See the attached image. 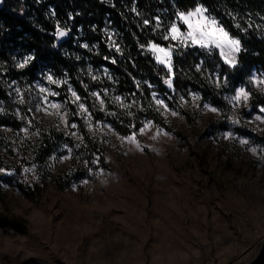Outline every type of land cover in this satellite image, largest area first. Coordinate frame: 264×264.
I'll list each match as a JSON object with an SVG mask.
<instances>
[{
  "label": "rangeland",
  "instance_id": "obj_1",
  "mask_svg": "<svg viewBox=\"0 0 264 264\" xmlns=\"http://www.w3.org/2000/svg\"><path fill=\"white\" fill-rule=\"evenodd\" d=\"M259 20L263 25L264 14ZM78 30L72 46L77 40L86 43ZM68 52L63 45L61 53ZM27 53L16 49L10 56L20 58ZM89 65L87 62L82 71L92 80L87 74ZM103 68L97 69L98 78L107 77ZM13 69L19 71L14 62ZM42 69L68 83L48 84L41 80ZM40 71L30 83L23 77L0 78L7 96L0 99L4 109L0 112V167L15 170L12 176L0 173V218L21 227L0 224V264H244L256 255L264 239V160L259 151L254 154L247 147L264 146V123L254 121L259 114L255 105L259 104L252 102L253 107L240 110L241 123L233 125L226 120L237 114L225 99L232 94L229 90L222 95L229 110L218 115L194 106L189 93L198 92L193 89L187 95L175 89L168 93L148 81L153 86L150 95L158 93L179 115H161L151 96L164 125L154 123L139 134L138 127L131 125L137 120L140 126L147 118L127 114L132 113L137 100L131 108L122 109L114 98L123 96V103L130 105L135 100L132 96L98 87L89 92H101L105 110L91 97L102 117L74 115L80 111L79 102L88 106L66 70L57 75L44 66ZM13 80L17 84L9 87ZM38 80L59 94L49 97V102L60 104V109L34 99L40 95ZM69 85L80 97L79 102H73ZM15 87L31 103L21 104ZM104 89L108 91L106 97ZM254 89L264 96V91ZM181 95L188 103L180 101ZM35 103H41V110H36ZM112 106L126 113L128 122L119 124L129 129L128 133H120L112 123L114 116L105 114L117 113ZM65 114L67 126L60 118ZM80 120L87 137L81 134ZM89 120L110 124L113 131L100 125L93 131ZM10 122H18V126ZM157 126L169 135L160 133L152 139ZM25 128L27 132L22 131ZM49 128L61 136L52 137ZM133 130L141 148L120 139ZM228 130L251 144L246 147L239 140L222 139L221 133ZM73 132L77 135H71ZM66 144L73 148V154L60 160V156L68 155ZM97 158L99 162L92 164ZM85 161L93 174L88 173ZM33 164L37 166V180L32 179L31 172H23ZM85 180L88 182L83 183Z\"/></svg>",
  "mask_w": 264,
  "mask_h": 264
},
{
  "label": "trees",
  "instance_id": "obj_2",
  "mask_svg": "<svg viewBox=\"0 0 264 264\" xmlns=\"http://www.w3.org/2000/svg\"><path fill=\"white\" fill-rule=\"evenodd\" d=\"M203 3L226 30L242 37L244 47L247 49V52L241 53L240 56L243 69L233 76L230 87L233 89L239 84H245L254 68L264 72V23L261 25L262 23L259 22L264 14V0H203ZM177 7L181 10L195 7V0H3L0 5V26H2L0 27V64H4L7 71L0 69V78L23 77L30 83L41 67L48 66L57 75H61L64 69L96 119H100L102 114L96 111L94 99L89 91L101 87L121 95L132 96L135 101L137 100V105L132 109L134 116L145 117L164 125L159 114L155 112L150 89L143 82L149 81L157 85L160 90L171 93L163 83L166 72L163 66L155 62L151 54L141 52L137 41L146 43L148 39L155 37L158 43L168 46L169 41L162 40L152 32V27L155 26V20L152 18L159 15L167 23L175 18ZM133 8H136V12L132 11ZM53 9L56 13L54 18L51 16ZM137 12L140 15H137ZM69 13L72 14V19H69ZM233 16L236 19H233ZM143 19H150L152 22L149 27L142 30ZM56 20H59L62 26L71 28V33L58 48H52L53 37L50 33L54 31ZM249 22L252 27L247 33L235 27L236 23H240L242 28H247ZM107 24L118 34L116 39L122 45L123 56L108 48L104 32ZM78 29L83 33L81 40L96 45L92 51L80 48L79 44L72 46L74 34L79 32ZM63 45L68 47L69 52L66 55L61 53ZM16 49L21 52L34 50L37 59L33 65L25 70L14 71L10 52ZM77 55L83 59L77 61ZM105 56L109 59L105 60ZM113 57L117 59L116 64L110 62ZM87 62L94 69L106 67L114 79L99 77L95 81L90 80L82 71ZM173 63L175 90L187 95L189 89H193L203 99H208L211 104L218 107L223 114L229 110L222 96L228 89L218 93L215 86L207 79L209 70L217 63L222 64L217 51L209 54L197 46L180 47L173 56ZM197 64H202V72L197 71ZM137 81L141 82L139 89ZM85 84L88 85L87 90ZM248 87L254 94L252 102L264 104V96L252 85ZM0 99H7L2 80H0ZM112 108L115 109L114 106ZM70 109L73 111L74 106L70 105ZM115 110L117 116L111 119L114 127L120 133H128L129 129L119 124L121 121L128 122L126 113L117 108ZM135 122L138 126V121ZM10 123L18 126V122ZM79 125L81 134L87 137L81 120ZM49 130L52 137L61 136L54 128ZM46 143L49 147V141ZM43 150L44 153L47 152V148L43 147ZM0 224L21 229L18 223L3 218H0Z\"/></svg>",
  "mask_w": 264,
  "mask_h": 264
},
{
  "label": "snow or ice",
  "instance_id": "obj_3",
  "mask_svg": "<svg viewBox=\"0 0 264 264\" xmlns=\"http://www.w3.org/2000/svg\"><path fill=\"white\" fill-rule=\"evenodd\" d=\"M0 3H3V0H0ZM132 11L136 12V8H133ZM55 15L56 13L53 9L51 11V16L54 18ZM137 15H140V13L137 12ZM69 19H72L71 13H69ZM152 19L155 20V26L152 27V32L164 41H172L175 43H170L167 47H165L158 43L155 37L153 39H148L146 43H140L139 40L137 41V43L141 52L151 54L155 62L158 65H162L167 70L163 79V83L167 85L169 89L174 90L173 84L175 77V66L173 63V56L180 47L187 48L189 46H198L200 49L204 50L209 54H213L215 51L218 50L219 58L222 61V64L217 63L214 68L209 70V75L207 79L215 86V88L218 90V93L225 89H228L229 92L232 93L231 95L225 96V99L229 101L233 109L237 110V114L227 116L226 120L233 125H239L241 123V119L238 114L239 111L248 107H253L252 100L254 94L250 90L248 85H252L264 91V72L258 73L255 70H253L251 74L247 77L245 84L235 86L234 91L232 90V87H230L233 76L238 71H241L243 69L240 56L241 53H246L247 49L244 47L242 37L233 35L228 30H226L222 23L216 18V16L211 13L210 9H208L204 5L203 0H195V7H191L185 10H181L179 7H177L175 10V18L169 20L167 23L163 21L159 15H156ZM233 19H236V17L233 16ZM151 22L152 20L150 19H143L142 30L143 28L149 27L151 25ZM235 27L241 32L247 33L248 29L252 27V24L251 22H249L247 28H242L240 23H236ZM104 32L108 48L110 50H114L115 53L123 56V48L120 41L116 39L118 35L116 31L114 29H110L109 26L106 25ZM70 33L71 28L62 26L60 21L56 20L54 31L50 33V35L53 37V43L51 45L52 48H58L60 43L63 42L66 37L70 36ZM77 43L79 44L80 48L88 49L89 51H92V49L96 47V45H90L88 43H79L78 40ZM36 59L37 56L34 50L28 52L20 58H17L16 56L12 57L14 67L19 70H25L29 68L33 65ZM82 59L83 57L79 55L76 56L77 61H80ZM104 59L108 60L109 58L105 56ZM110 62L112 64H116L117 59L113 57ZM0 69L7 71V68L4 64H0ZM196 69L197 71L202 72V64H197ZM97 71L98 70L92 68L91 65H89L87 69V74L91 77L93 81L98 79V76L95 74ZM103 72L108 79H114L108 73L107 68H103ZM39 75L41 77V80H46L48 84L60 86L62 84L68 83L67 80H57L51 72H46L43 69L40 71ZM143 83L147 84L149 89L153 87L148 81H144ZM16 84L17 81L13 80L9 87H12ZM136 84L137 88L139 89L141 87V82L137 81ZM36 86L38 87L40 95L34 99H39L43 104H48L53 109L61 108L60 104L55 102H49V97H55L59 95L56 91H53L48 87L41 86L40 80L36 82ZM84 87L87 90L88 85L85 84ZM68 90L69 92H71L72 96L75 97V100L73 102H79L80 97L78 96L77 92L72 89L71 85H69ZM14 91L19 97L21 104L31 103L30 101H26L24 99V93L19 87H15ZM90 95L95 100L99 101L101 110H105V100L102 98L101 92L92 91L90 92ZM107 95L108 91L107 89H104L103 96L106 97ZM189 95L192 97L193 104L197 109L202 106L204 110L218 115H223V113L218 107L213 106L209 102L203 101V98L198 93H189ZM133 96H135V93H133ZM151 96L152 99L155 101L157 111H160L161 115H164L169 112L172 116L179 115L178 111L170 108L168 103H166L165 99L160 98L158 93L153 91L151 93ZM114 98L116 101L120 102L119 107H121L122 109L131 108L135 104V100H133L132 104L125 105L123 101L126 98L120 95H116ZM168 99H174V97H168ZM180 101L183 104L188 103V101L183 95L180 96ZM255 107L258 108L259 114L254 116V121L264 123V104L255 105ZM35 108L37 111L41 110V103H35ZM79 109L80 111L78 113H74V115H81L82 117H84V114H86L88 117L92 116V112L89 110L88 107H86L85 103L79 102ZM44 110L47 111L46 108ZM3 111L4 109L0 108V112ZM28 111L31 112L32 108H29ZM17 113H19V109L17 110ZM105 114L109 116L117 115V113L115 112L108 111H106ZM127 114L130 116L133 115V113L131 112H128ZM60 118L65 124V126H67V114L61 116ZM252 122L253 121H248L249 124H251ZM29 123H31V121H29ZM87 123L89 129L93 131L96 130V125H100L103 128H107L108 131H113V128L110 124H106L100 120H96L94 123L89 120L87 121ZM154 123L155 122L153 120L146 119L145 121L141 122L140 126L133 124L131 125V127L133 129H136L138 127L139 134H144L146 129L152 126ZM71 127L75 129L77 125L73 123L71 124ZM27 130V128L22 129V131L25 132H27ZM261 131H264V129H261ZM160 133H163L166 136L169 135L168 132L157 126L156 135L152 136V139H156V136H158ZM71 135L76 136L77 134L73 132L71 133ZM221 138L224 140H239V143L246 147L251 144V141L249 139L242 138L234 134L232 130L224 131L223 133H221ZM80 139L83 140V137H80ZM120 139L127 141L132 145H135L136 148H141V143L138 139V133L136 130H133L128 136H121ZM64 147L67 149L68 155L60 156V160L70 159L73 154L72 147H69L67 144ZM76 147H79V145H77ZM247 150L253 152L254 154L259 151L261 153L260 159L264 160V146H261L259 148L247 147ZM53 159H55V157H53ZM98 162L99 158L93 160L91 163L97 164ZM85 167L87 168L89 174H93V169L91 167H88L87 161H85ZM36 168L37 166L33 164L30 168H24L23 172L25 174L31 172L32 179L37 180L39 179V176L36 174ZM102 171L103 170L101 169V172ZM0 173L12 176L15 174V170H8L6 168L0 167ZM87 182V180L83 181V183Z\"/></svg>",
  "mask_w": 264,
  "mask_h": 264
},
{
  "label": "water",
  "instance_id": "obj_4",
  "mask_svg": "<svg viewBox=\"0 0 264 264\" xmlns=\"http://www.w3.org/2000/svg\"><path fill=\"white\" fill-rule=\"evenodd\" d=\"M0 5H1V3H0ZM66 39H67V37L64 39V41ZM244 264H264V239L261 241L260 247H259L256 255L251 260H249L248 262H246Z\"/></svg>",
  "mask_w": 264,
  "mask_h": 264
}]
</instances>
